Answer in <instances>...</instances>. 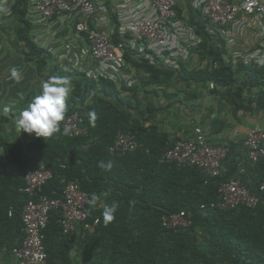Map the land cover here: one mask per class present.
<instances>
[{"label":"trees","instance_id":"trees-1","mask_svg":"<svg viewBox=\"0 0 264 264\" xmlns=\"http://www.w3.org/2000/svg\"><path fill=\"white\" fill-rule=\"evenodd\" d=\"M188 7L191 22L200 25L195 21L196 15L190 4ZM26 11L27 1L16 0L12 7L17 19L16 33L27 48V55L32 57L29 61L35 63L37 72H46L50 64L58 76L74 75L58 71L52 63L53 55L34 41ZM214 59L219 62L216 69L176 72L131 61L148 73V76L140 77L144 89L152 85L164 92L165 86L177 82L188 87L198 84L205 90L208 81H214V98L228 100L236 111L248 109V103L251 105L252 102H256L258 108H264L263 68L246 65L233 68L221 48L214 52ZM258 87V94L252 95L253 88ZM122 89L106 79L82 78L77 73L66 101V115L77 111L89 128L87 136L66 137L61 128V132L48 138L35 136L26 147L0 138V147L4 148V156H0V253L11 256L13 248L23 239L21 214L26 196L21 189L25 185V171L46 163L53 166L54 176L43 186L42 194L58 196L62 190V176L77 179L88 193V201L93 193L100 198L103 192L123 191L118 199L109 194L104 200L100 198L94 208L87 203L89 219H100L92 231L64 235L61 212L53 210L43 231L46 264H74L70 251L75 246L78 257L91 264H264V191L259 190L264 173L255 179L254 187L247 183L245 175H236L238 168L229 159L230 146L223 162L225 171L217 178L209 179L194 166L161 163L162 150L173 142H169L154 125L149 127L134 119L142 114V108L153 109L148 108L149 104L144 106L139 99V86L136 84L128 89L131 97L123 95ZM88 96L90 99L86 100ZM93 110L98 115L95 127L88 121V113ZM120 131L134 133L140 144L133 153L113 157L108 146ZM101 162H110L111 171L101 168ZM61 164L66 167L61 168ZM255 165L264 167V161ZM7 166L12 171H7ZM234 176H240L251 191L259 193L257 207L239 206L231 210L210 207V202L217 199L219 183ZM109 179L115 182L112 187L103 183ZM113 203L118 204L115 219L105 225L103 207ZM180 210L191 216V225L176 232L163 228L161 216ZM205 211L213 212L214 218L208 219ZM211 248L212 255L218 259L211 255Z\"/></svg>","mask_w":264,"mask_h":264},{"label":"built area","instance_id":"built-area-1","mask_svg":"<svg viewBox=\"0 0 264 264\" xmlns=\"http://www.w3.org/2000/svg\"><path fill=\"white\" fill-rule=\"evenodd\" d=\"M26 1L31 35L49 34L53 43L48 51L58 71H80L82 78L106 79L120 89L125 88L122 93L129 94L128 89L138 84L140 77L148 76L131 59L165 71L213 70L219 67L214 52L221 48L233 68L246 65L264 69V0ZM15 3L16 0H0V9L12 13ZM189 4L200 25L191 22ZM215 88V82L208 81L209 94L213 95ZM89 99L90 96L86 98ZM65 125L71 129L66 137L89 134L77 111L66 115L61 128ZM139 144L134 133L120 131L108 152L113 157L125 156L136 151ZM244 146L253 164L264 161V128L250 129ZM229 150L227 144H211L204 130L196 127L193 137L179 138L164 148L159 161L194 166L211 179L224 173L223 162ZM6 170L12 171L10 166ZM53 176V166L46 163L24 173L23 239L12 250V264L47 263L43 231L53 210L61 212L64 235L92 231L100 222L99 217L89 219V195L77 179L62 176L58 196L42 194L43 186ZM259 190L264 191V181ZM259 202V193L251 191L240 176H234L219 183L217 199L210 202V207L255 208ZM160 222L163 228L176 232L189 227L192 218L180 210L163 214Z\"/></svg>","mask_w":264,"mask_h":264},{"label":"crops","instance_id":"crops-1","mask_svg":"<svg viewBox=\"0 0 264 264\" xmlns=\"http://www.w3.org/2000/svg\"><path fill=\"white\" fill-rule=\"evenodd\" d=\"M11 17L16 20L13 26H10ZM0 23V138L6 139L10 144L26 147L35 139V134L17 131L15 119L33 97L40 94L42 81L58 74L54 73L50 64L46 67V72H37L35 63L29 61L32 57L27 55V48L17 36V19L10 11L0 9ZM33 39L46 50L53 43L49 34H36ZM52 63L55 64V59ZM13 67L21 74L19 82L11 78ZM65 77L70 80L76 78L71 75ZM151 88L155 90L147 94L142 93L143 90L141 93L139 91L138 97L141 101L153 103L154 108L149 111L142 108V114L136 115L134 119L149 127L154 125L159 133L167 136L169 142L193 137L195 128L201 127L211 144L230 146L229 159L238 168L236 175H245L244 179L254 187L255 179L264 173V167L250 161L244 139L250 129L264 128V108H258L256 102H252L251 105L248 103V109L244 107V110L236 111L231 102L214 98L207 88L204 90L194 83L188 87L187 84L174 82L165 86L167 89L164 92L158 86L151 85L149 89ZM4 108H8L6 113ZM3 149L0 147V154L4 156ZM103 183L112 187L115 182L109 179ZM138 191L139 189L136 190ZM108 194L113 199H118L123 191L116 189ZM108 194L103 192L100 198L104 200ZM146 212L149 213L150 210L146 209ZM79 232L80 230L77 233ZM0 264H12L11 256L0 253Z\"/></svg>","mask_w":264,"mask_h":264},{"label":"clouds","instance_id":"clouds-1","mask_svg":"<svg viewBox=\"0 0 264 264\" xmlns=\"http://www.w3.org/2000/svg\"><path fill=\"white\" fill-rule=\"evenodd\" d=\"M11 78L16 82H19L21 78L19 70L15 67L11 69ZM72 90V83L68 77L49 76L43 80L40 94L34 96L31 102L16 117L15 126L17 131L34 133L36 137L44 138L61 132V123L65 121L68 108L66 101ZM3 111L6 113L8 108H4ZM97 119V113L94 110L89 111L88 121L92 127H95ZM62 132L63 135L67 136L71 134V129L65 125ZM100 167L111 171L112 164L101 162ZM99 199V196L93 193L88 201L89 206L94 208ZM117 209V203L103 207L102 216L105 225L114 221Z\"/></svg>","mask_w":264,"mask_h":264},{"label":"rangeland","instance_id":"rangeland-1","mask_svg":"<svg viewBox=\"0 0 264 264\" xmlns=\"http://www.w3.org/2000/svg\"><path fill=\"white\" fill-rule=\"evenodd\" d=\"M10 21H11V25L10 26H13L14 24H16V20H15V18H13V17H11L10 18ZM4 24V23H3ZM0 25H1V23H0ZM4 26V25H3ZM7 26H5V28H6ZM2 28V27H1ZM3 30V29H2ZM14 31V30H13ZM14 33H15V31H14ZM80 72V71H79ZM78 72V73H79ZM77 74V73H76ZM76 74L74 73V75L73 74H71V77L73 76V77H75L76 76ZM76 79V78H75ZM74 79V80H75ZM74 80H70L71 81V83H72V88H73V81ZM138 86H139V89H140V93H141V91H142V93H145V94H147L148 92H152L153 90H155L154 88H151V89H149V86L148 87H146V89H144V87L142 86V84L139 82L138 84H137ZM142 88V89H141ZM138 89V90H139ZM148 91V92H147ZM260 91V88L258 87V88H253V90L251 91L252 93V95H257L258 94V92ZM163 92V91H162ZM123 94H125V95H128V96H126V97H131V93H125V92H123ZM143 95V94H142ZM142 103H143V105L145 106V105H148V108H154V104L153 103H150V102H146V101H142ZM134 104H136L137 105V102L136 103H134ZM156 106V105H155ZM205 213L207 214V217H208V219H213L214 218V213L213 212H211V211H205ZM78 234V233H77ZM76 234V235H77ZM77 240H78V242H80L81 240H80V237H77ZM78 245V244H77ZM171 244L169 243V245L168 246H170ZM167 246V247H168ZM76 249H77V246H75L71 251H70V256H71V258H72V261L74 262V264H91V263H89L88 261H86V260H83V259H80L79 257H78V254H77V251H76ZM212 252H213V249L211 248V255H212ZM215 259H218L215 255H212ZM217 261V260H216ZM103 264H105L104 262H103Z\"/></svg>","mask_w":264,"mask_h":264}]
</instances>
